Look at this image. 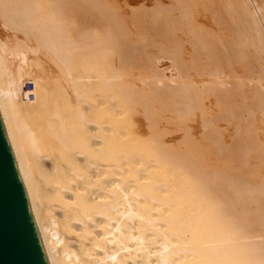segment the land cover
<instances>
[{
    "label": "bare ground",
    "instance_id": "bare-ground-1",
    "mask_svg": "<svg viewBox=\"0 0 264 264\" xmlns=\"http://www.w3.org/2000/svg\"><path fill=\"white\" fill-rule=\"evenodd\" d=\"M0 114L49 264H264V0H0Z\"/></svg>",
    "mask_w": 264,
    "mask_h": 264
},
{
    "label": "water",
    "instance_id": "water-1",
    "mask_svg": "<svg viewBox=\"0 0 264 264\" xmlns=\"http://www.w3.org/2000/svg\"><path fill=\"white\" fill-rule=\"evenodd\" d=\"M0 264H49L1 114Z\"/></svg>",
    "mask_w": 264,
    "mask_h": 264
}]
</instances>
